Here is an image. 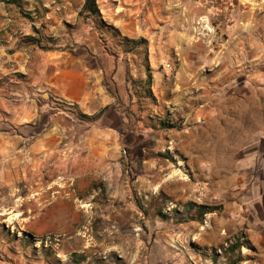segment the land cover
<instances>
[{"label":"rangeland","instance_id":"1","mask_svg":"<svg viewBox=\"0 0 264 264\" xmlns=\"http://www.w3.org/2000/svg\"><path fill=\"white\" fill-rule=\"evenodd\" d=\"M85 1L0 0L4 31L106 69L112 98L63 103L61 134L35 150L1 111L0 264H256V179L239 162L256 155L264 62L238 59L234 15L222 0H97L101 15Z\"/></svg>","mask_w":264,"mask_h":264},{"label":"crops","instance_id":"2","mask_svg":"<svg viewBox=\"0 0 264 264\" xmlns=\"http://www.w3.org/2000/svg\"><path fill=\"white\" fill-rule=\"evenodd\" d=\"M222 1L224 3L219 5L220 13L229 10L235 17L234 26L237 31L234 39L242 53V58L238 54V59L248 57L250 61L264 62V0ZM18 29L16 32H9L0 27V115L4 110L8 123L25 124L26 132L30 131L28 138L35 142L31 145L32 150L42 142H45V148H48V143L54 142L61 134L63 117L60 116V111L63 103L90 102L96 111L97 107L104 108L111 103V88H106L102 83L106 69L101 67L103 74L99 77L96 68L81 65L83 62L80 56L76 57L72 51L58 48L57 43L54 48L45 49L35 38L34 32L24 27ZM1 37L9 38L3 40L7 41L6 44L1 43ZM256 68L259 67L256 65ZM19 74L21 79L17 77ZM255 128L260 133L255 142L256 155L250 156L247 161L240 160L239 170L245 172L243 168L248 165L249 176L256 179L251 187L253 197L248 205V210L253 216L250 218L251 229L248 231V238L255 247L253 261L256 264H264V121L260 125L256 124ZM43 150L37 151L42 153ZM242 176L244 177L245 173H242ZM225 212L224 215L229 212L242 215L245 214V209L242 202L238 201V204L228 207ZM219 218L221 219L217 225L215 223L213 226L217 239L220 229L225 228V224H220V220L229 221L224 219L228 218L227 215ZM231 225L226 224V227ZM240 225H233L229 231ZM223 237H220V240ZM212 239L211 243L214 241V235Z\"/></svg>","mask_w":264,"mask_h":264},{"label":"trees","instance_id":"3","mask_svg":"<svg viewBox=\"0 0 264 264\" xmlns=\"http://www.w3.org/2000/svg\"><path fill=\"white\" fill-rule=\"evenodd\" d=\"M11 1H16V0H11ZM84 8H85V10H88L93 14L101 15L97 0H86L85 4H84ZM102 23H104V22H102Z\"/></svg>","mask_w":264,"mask_h":264},{"label":"bare ground","instance_id":"4","mask_svg":"<svg viewBox=\"0 0 264 264\" xmlns=\"http://www.w3.org/2000/svg\"><path fill=\"white\" fill-rule=\"evenodd\" d=\"M14 159V158H13ZM10 160V159H9ZM19 161H21V160H19ZM19 161H16V163L17 162H19ZM11 163V162H10ZM13 164V163H12ZM213 164V163H212ZM214 165V164H213ZM216 167V166H215ZM219 186V185H218ZM219 221V220H218ZM221 222H220V224H222V225H224V226H226V224H228V225H231V222L230 221H226V220H220ZM219 226V225H218ZM225 230V229H224ZM226 232V231H225ZM202 240V239H201Z\"/></svg>","mask_w":264,"mask_h":264}]
</instances>
